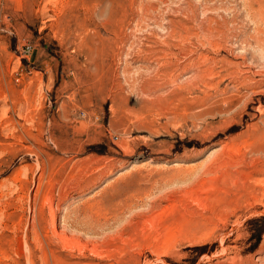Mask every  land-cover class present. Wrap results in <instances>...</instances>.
<instances>
[{
  "label": "rangeland",
  "instance_id": "rangeland-1",
  "mask_svg": "<svg viewBox=\"0 0 264 264\" xmlns=\"http://www.w3.org/2000/svg\"><path fill=\"white\" fill-rule=\"evenodd\" d=\"M0 264H264V0H0Z\"/></svg>",
  "mask_w": 264,
  "mask_h": 264
}]
</instances>
